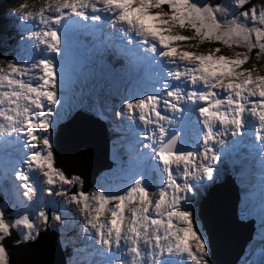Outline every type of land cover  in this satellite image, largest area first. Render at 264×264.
<instances>
[{
	"label": "snow or ice",
	"instance_id": "1",
	"mask_svg": "<svg viewBox=\"0 0 264 264\" xmlns=\"http://www.w3.org/2000/svg\"><path fill=\"white\" fill-rule=\"evenodd\" d=\"M233 3L239 9L236 14L223 7L198 6L194 0H102V4L109 9L119 11L118 19L145 37V43L151 39L166 49L163 55L169 58L170 63L178 65L177 70L172 73L175 80L187 81L204 88L203 92H186L176 88L166 91L163 96L149 95L129 102L126 106L130 118L145 124L159 125V137L155 130L151 135H146V139L151 141L149 146L155 150L157 159L162 162L167 173V183L161 188L159 198L155 201L149 198V191L139 181L129 187L125 194L109 196L104 192L89 193L82 189L81 178L69 177L58 168L48 138L53 106L59 104L57 66L48 60L40 61L32 69L19 68L10 63L12 71L0 74V88L8 89L0 92V117L7 122L6 125L0 124V134L5 131L23 134L34 149L27 158L25 170H17L15 174V179L21 182L24 197L31 200L36 195V187L30 175L35 166L43 172L47 185L55 186L59 183L69 188H79L75 192L65 190L62 194L68 195L70 201L85 212H95V215L87 219V224L97 230L101 243L109 246L128 244V251L134 257H139L142 264L146 259L151 264H156L157 256L164 253L161 241H165L168 242L167 253H186L195 264H209L206 242L194 227L191 214L181 210V203L187 199L186 193L191 191L189 178H206L210 181L214 168L211 164L194 159L193 151L180 149L177 138L170 137L160 121L168 119L163 110L177 109L181 100L192 103L207 102L209 106L202 105L200 108V114L204 116V124L207 126L204 136V161L209 159L211 151L207 148V143L215 138V125L210 122V118L219 124H231L240 129L247 111L251 116L258 115L264 129V76L254 78L252 70L243 68L249 62L253 50H256L258 58L264 53V6H258L252 0H233ZM20 7L27 8L28 5L23 4ZM86 7L95 8V5L84 0H80V3L75 0H56L55 5L49 4L37 16L32 13L22 15L25 19H38L47 30L42 33L43 38L41 32L37 31L36 38L52 51L59 52L61 37L57 31L48 28V25L50 22L60 23V17L50 15L45 19V12L63 13L70 10L83 15L79 9ZM189 28L194 33L193 36L175 34L176 29ZM192 41L222 43L229 48L244 46L247 51L236 53L232 57L220 55V48L207 54L178 50L182 43ZM152 49L155 51L156 44L152 45ZM32 72H35V82L30 76ZM220 92L225 93L226 98H221ZM21 101L24 102L23 106ZM222 106H225V111L220 110ZM220 142L223 143L222 140ZM121 148L124 149L123 153ZM210 158L212 161L218 159L215 154ZM115 159L122 168L128 169L143 163L139 150L128 146H117ZM177 172L181 180L176 178ZM47 191L52 194L51 187ZM113 201L115 207L109 209L108 205ZM91 203H95L94 209H90ZM136 204L140 206L136 207ZM130 205L132 207L129 211ZM150 211H154L155 215L150 214ZM106 212H110L111 219L101 223ZM174 221L184 226L181 227ZM53 222L60 223L61 217L54 215L50 220L47 213L41 210L35 219L24 214L9 220L5 211L0 208V264H11L6 240L13 235L14 230L23 229L22 240L18 243H27L38 240L41 232Z\"/></svg>",
	"mask_w": 264,
	"mask_h": 264
},
{
	"label": "rangeland",
	"instance_id": "2",
	"mask_svg": "<svg viewBox=\"0 0 264 264\" xmlns=\"http://www.w3.org/2000/svg\"><path fill=\"white\" fill-rule=\"evenodd\" d=\"M3 1L5 3L2 12L0 13V18L2 17L5 20L6 14H10L15 20L9 19V21L12 22L10 26V28H12V34L9 33L10 35H8L0 33V38L2 39L0 40V74L10 73L12 71L9 67L10 63H14L19 68L32 69L34 65L39 64L38 59H41V61H52L53 64L57 66V97L59 104L53 106V114L50 117L51 126H54L57 123L59 124L61 121H65V123L68 122L77 112H80L77 109L82 108L83 111L101 116L100 119H104L103 122L107 123L106 128L108 127V131L110 133H116L112 134L114 136L111 141L112 148L111 150L109 148L110 158L113 165L110 168L111 164L106 161L107 166L110 169L109 171H103L98 176L97 183L90 193L104 192L109 196L125 194L129 187L134 186L135 183L139 181L141 185L149 191V198L154 201L157 200L159 198V191H161V188L167 183V173L163 170L162 162L157 159L156 155L152 156L150 160L146 162L145 166H134L131 169L122 168L115 159L117 146H128V144L132 141L135 142L136 149H143V146H146L150 142L146 138H141L140 132L137 128L144 122L138 119L130 118L126 111V106L130 102V99L138 96L140 92L145 93L146 97L152 95V93L157 95L154 91V85L150 83L144 84L143 81L149 79L145 71L142 68L136 69L133 67L124 55L115 51L112 52L114 56L122 57L124 59V63L106 58V56H108L111 52V49H109L110 47L113 48V46L116 45L124 46L120 42V38H117L116 35H112L111 33L117 34L118 32L124 36L127 32H130L131 34H138V31L129 28L128 25L121 22L118 19V10L109 9L107 6L102 4V0H84L86 3L90 2L94 4L95 8L86 7L79 9L83 12V15L74 13L70 10H65L63 13L55 11L45 12V19H47L50 15L60 17V23L53 24L50 22L48 25V28L57 30L58 35L61 37V50L59 52H54L49 49L46 44L41 43L35 36V33L39 31L41 32V38H43L42 33L47 29L39 23L38 19H25L22 14L27 15L28 13H32L34 16H37L42 9H47L49 4L55 5L56 0H0V3ZM75 2L80 3V0H75ZM194 2L197 3L198 6L223 7L228 9L232 14L239 12V9L233 3V0H194ZM252 2L258 6H264V0H252ZM23 4H27L28 7L21 8L20 6ZM105 10H107V12ZM91 17L92 19L94 18V20H92ZM103 21L109 25L105 27L104 31L103 27L98 29L99 25ZM80 30L86 31L79 34ZM15 33H17V35H15ZM101 33L108 34V37H103L102 40L99 39L102 35ZM120 34L119 36H121ZM131 34H127L126 37L130 38L132 42H143L145 40V37L143 36H132ZM175 34L185 36L194 35L190 28L176 29ZM90 35L91 38L94 37L95 39H92V41H85L84 37H88ZM12 40L13 44L9 43ZM153 44L158 45L156 46V49L159 47L158 50H162V53L159 51H153ZM133 45L143 50H147L148 47L151 57H154L153 59L149 58L150 62L152 64L155 63V65L159 68V76L157 80H159V82L164 81L167 66L166 59L163 55V47L160 46L157 41L153 42L152 40H149V42L145 44L136 42ZM129 47L131 48V46ZM216 48L221 49V52L219 53L220 55L232 57H235L236 53H245L247 51L244 46L229 48L222 43H201L200 41L182 43L178 50L207 54L210 51H214ZM40 49L43 50L44 54L42 51H39ZM141 55L143 56L144 53ZM132 58H134L133 55ZM243 68L245 70H252L254 78L264 76V53H261L258 58L256 50H253L250 53L249 62L245 64ZM30 76L32 77L33 82H35V72L30 73ZM25 79H28V77H25ZM4 90L8 89L0 88V92ZM189 92L193 91L190 89ZM158 96L163 95L160 93ZM138 111L139 109H137V112ZM71 112L72 114H70ZM69 114L70 116L67 117L66 115ZM77 119L79 120L75 121V123L78 122L81 125L83 123H87L85 120H81L82 118ZM99 122L103 123L102 121ZM199 123L201 124V121H199ZM72 126L73 125L67 127L65 126L64 134L69 135ZM221 126L222 124H219V127ZM98 127L101 131V125H98ZM234 127V125L229 127L231 134H233L232 129ZM247 128L251 134L255 130L254 127L249 124H247ZM51 132L52 128L50 127L48 131L49 139H51V136H49ZM187 133L182 132L177 135L179 137V141L181 142L180 147L183 145L182 150L193 151L194 159L199 160L201 163L211 164V166L215 169L212 180L209 181L204 178L208 181V183L202 182L201 184L195 186L193 193L192 191L188 192L190 199L187 203L181 205V210L187 211L191 214V211L186 208V205L190 201H193L197 196L205 195L204 197H206L212 186L219 183V181H225L224 183H228L227 185L231 184L236 193L235 199L239 198L237 202V204L240 203L238 205V211L240 212L242 207L241 213L243 215L247 214L246 219H249L248 223L251 226V228H249V234L254 235V238H251L252 241L249 243L247 242L248 245L246 248L244 246L246 241H244L243 244L236 249V251H239L241 247L245 248L244 255L241 256L240 261H238L237 264H264V208L261 206V202H264L262 201L264 195L258 193L253 179L248 178L252 177V174L255 171L257 180L259 181V184L262 185L263 178L261 172L264 170V164L257 161L256 158L260 153L258 149L255 148V144L259 142V139H257L258 141L256 138L250 139L252 137V135H250L249 139L252 140L249 141L251 151L247 150L245 142L243 141V134L229 137V139L225 138V140H222L223 143L220 142L221 140L214 141L212 142V145L208 147V149H211L209 152V159L204 161L203 156L206 148L204 147L205 149H203L202 145L204 144V136L206 133L203 134L201 131L198 132L196 130ZM189 133H191L190 139H188ZM244 136H246L245 133ZM98 141L102 142L104 149L105 146L103 141L100 139L99 134ZM241 142H243L244 147L240 149L238 146ZM12 143L14 145L16 144L15 141ZM51 145L53 151L54 145ZM235 147V153H237V155L243 150L244 152H248L243 163L237 162L235 159L231 158V151L235 149ZM15 149L16 150L0 157V208L5 211V214L12 213L14 218L28 214L31 218L35 219L37 217V213L41 210L45 211L48 215L47 209H49V213L51 215L50 220H52L54 215H59L61 217V222H53L47 225L46 230L42 232L44 234L46 232L53 234L54 237L52 240L54 243L61 239L63 244L69 243L73 246L74 251L70 253L71 258L68 259L67 264H108L105 254H103L104 250L108 247L110 252L115 255L111 259L113 261L111 264H129V262H126L128 260L125 255L122 256L119 254V257H117L120 247L125 243H121L119 246H116L115 244L109 246L101 243L97 230L91 228V226L87 224V219L90 218V216L95 215V212H85L80 206L72 203L69 197L62 194L65 190L69 191L71 189L67 185L63 186L59 183L55 186L47 185L43 172L33 166V170H31L30 175L36 187V195L31 200L24 197V190L20 187L21 182L15 179V174L17 173V170H25L27 158L30 157L34 149L30 147L29 143L21 149L18 145H15ZM251 152H255V155L252 156ZM212 154H215L218 159L212 161L210 158ZM58 159L67 170L65 174H68L69 177H76L73 176V172H85V170L80 167H73V161L69 157L60 158L59 156ZM222 160H225L226 163L228 162L229 164L227 163V165H230L231 168L233 165L238 167L236 171L240 172L242 185H247L249 187L246 193H242L238 197V192L236 191L237 185L235 183L234 176L229 175L226 177L227 179L219 178L222 169ZM253 162L255 163L252 164ZM231 168V172L234 173ZM176 178L181 180L179 172L176 173ZM247 179L251 180L252 184H248ZM91 183L92 179H90L88 185L85 186L83 184V179L81 178V184L84 189L91 186ZM49 187L52 188V194H49L47 191ZM206 191H208L207 194ZM23 203L25 204V207L23 206ZM262 205L264 206V203H262ZM135 206L139 207L140 205L136 204ZM204 206L205 208L208 207L207 204ZM245 206H252V209L245 212ZM95 207V203L90 204V209H94ZM108 207L109 209L114 208L115 201L110 203ZM131 207L132 205L129 206V211ZM229 208H231L230 205ZM197 210H199V206ZM233 211L231 215L228 207L225 206L224 214L228 223L235 225L237 222L235 219L236 217L234 218L233 216ZM151 213H154V211H150V214ZM7 218L11 220L10 216ZM110 219V212H106L102 216L100 222L103 223L109 221ZM197 219L195 222L193 221L194 227L196 228L198 234L201 235V238L205 240L209 256V244L207 245L208 234L207 231L203 230V227L200 226ZM125 223L127 224V219L125 220ZM176 224L179 225V222H176ZM149 231L155 235V232L152 229H149ZM160 231L163 232V229ZM22 236L23 229L13 231V235L7 239L10 242H6V247L8 248L9 253H14L17 248H25L24 246H21L23 244L22 242L18 243V241L22 240ZM48 243L52 244V241ZM161 246L164 248V253L157 256L156 264H195L194 261L188 258L186 253L176 252L178 255L177 258H175L174 253H167L168 242L161 241ZM94 247L96 252H94ZM141 247L143 250L142 240ZM73 252H75V255L72 256ZM166 255H171L172 260L166 261ZM11 262H13L12 257ZM133 262L134 264H142L139 257L132 256V264ZM143 264H151V261L146 259L143 261Z\"/></svg>",
	"mask_w": 264,
	"mask_h": 264
},
{
	"label": "bare ground",
	"instance_id": "3",
	"mask_svg": "<svg viewBox=\"0 0 264 264\" xmlns=\"http://www.w3.org/2000/svg\"><path fill=\"white\" fill-rule=\"evenodd\" d=\"M105 11L107 12V10ZM107 26L109 25L103 21L99 25L98 29L103 27V31H104L105 27ZM101 34L102 36H105V37L108 36V34H103V33ZM117 34L119 36L120 33L117 32ZM127 43H128V40L126 44ZM141 50L143 51V53L148 54V58L150 59L154 58V57H151L148 47H147V50H143L133 45V49L131 50L132 52H130V54L132 53L134 58L140 57V55L142 54ZM159 52L162 53V50H159ZM143 56L141 55V57ZM225 110L226 108L224 109V111ZM229 115H231L230 111H229ZM77 118H82L81 120H85V122L87 123H83L82 125L78 122L75 123V121L79 120ZM97 120L98 119H96L95 117L85 114L82 111L77 112L68 122L58 127L54 141H53L54 161L56 162V165L58 166V168H61L64 171V173H66L67 170L65 169L62 162L59 161L58 158L59 156L60 158L69 157L73 161V164H72L73 167H80L85 170V172L84 171L73 172L74 174L78 175L80 178L83 179V184L85 186L88 185V182L90 181V179H92V183H93L95 181L96 175L102 169H105L108 167L107 166L108 151L110 148L109 147L110 143L106 137V129L108 130V127L106 128L107 125L102 120L101 121L103 123L99 122L100 120L98 121ZM0 124H4V125L6 124V121L3 119V117H0ZM247 124L252 125V127H254L255 129L254 131H256L258 128L261 127V122L259 121L258 115L251 116L247 111L244 114L243 124L241 128L236 129L234 127L232 129L233 134H231V130L229 129L231 124L227 126L222 124V126L219 127V123H218L217 133H216L217 140H223L226 137L229 138V137L237 136L241 133L243 126H246V128L243 130V136H244V133L246 134V136H244L243 138L248 145L249 137L252 134L247 128ZM70 125H73L72 128L70 129L71 132H69V135L64 134L65 126L67 127ZM98 125H101L102 127L101 131ZM225 127H227V129ZM98 134L100 135V139L103 141V144L105 146L104 149H103L102 142L98 141ZM175 137L177 138L178 147H180L181 142L178 139L179 137L177 135ZM260 145H262V143L257 144V146H260ZM246 154L247 153H244L242 151L238 156H236V154L233 153L231 157L235 159L237 162L243 163V161L245 160ZM252 155H254V153H252ZM254 163L255 162H253L252 164ZM251 173H252V168H251ZM254 173L255 171L253 172L252 177H248V178H251L253 180L257 179ZM192 181L194 182V184L202 183V182L208 183L206 179L199 180L198 177H192ZM224 182L225 181H222V182L219 181V183L212 186L208 195L204 197L199 204V215H198V217L202 221L203 230L207 231V234H208V237H207L208 244H209L210 252L212 253L211 260L215 261L217 264H230V262H232V260L235 258L238 252L236 251V249L239 248L243 244L244 241H246V243L247 241L249 242L252 241L251 239L252 234L251 235L249 234V228H251V226L248 223L249 221L244 222L239 219H236L237 223H235L234 221L235 225L228 223V220L224 214L225 206L228 207L232 215L233 208L235 209V212H236L237 202L239 198L235 199L236 193H235V190L232 188V185L231 184L227 185L228 183H224ZM247 182L248 184H252L251 180H248ZM254 185L257 187L258 193H260L261 188H260L259 183L256 182L254 183ZM236 191L238 192V188L236 189ZM238 197H239V194H238ZM205 204H207L208 206L207 210L204 206ZM229 205L231 206V208H229ZM251 209H252V206H249V207L245 206L244 211L246 212L247 210H251ZM240 212H242V207H241ZM205 213H206V217H205ZM53 237H54L53 234H49L47 232L44 234L43 232H41L40 238L38 240L23 243L21 246H24L25 248H22V249L17 248L14 253L10 252V255L13 260L11 264H61V263L64 264V258H63L59 243L58 241L54 243L52 240ZM7 241L8 240H6V242ZM50 241H52V244L48 243ZM9 242L10 241H8V243ZM246 243L244 244V246L246 245ZM214 257H217L218 260L214 259Z\"/></svg>",
	"mask_w": 264,
	"mask_h": 264
},
{
	"label": "trees",
	"instance_id": "4",
	"mask_svg": "<svg viewBox=\"0 0 264 264\" xmlns=\"http://www.w3.org/2000/svg\"><path fill=\"white\" fill-rule=\"evenodd\" d=\"M4 1L3 2H1L0 3V13L2 12V9H3V7H4ZM9 19H14L10 14H6V17H5V20H4V18H0V33H2V34H8V35H10V34H12L13 32H12V28H10V26H11V24H12V22H10L9 21ZM6 20H8V21H6ZM15 20V19H14ZM4 22H7V23H4ZM10 33V34H9ZM15 35H17V33H15ZM0 40H2L1 38H0ZM194 42V41H193ZM9 43H11V44H13V40L11 41V42H9ZM142 98H144V96H143V93L142 92H140L139 93V95L138 96H136V97H133L132 99H131V102H133V101H137V100H139V99H142ZM229 167L227 166V165H224V168H223V170H221L222 171V178L223 179H225L227 176H229L228 174V169ZM239 184V183H238ZM76 191V188H71L70 190H69V192H75ZM89 193H90V191H88ZM67 197H69V196H67ZM65 199V198H64ZM66 200V199H65ZM200 200L199 199H197L194 203H193V208L191 209V216H192V219H193V221L195 222L196 221V218H195V214H196V212H197V206H198V203H200L199 202ZM48 210V213H49V209H47ZM50 217H51V215H50V213H49V219H50ZM198 220V222L199 223H201V226L203 227V224H202V222H200V220L199 219H197ZM237 221V220H236ZM72 249H73V246L71 245V244H67L66 245V248H64V253H65V255L69 258L70 257V253L72 252ZM69 255V256H68Z\"/></svg>",
	"mask_w": 264,
	"mask_h": 264
},
{
	"label": "water",
	"instance_id": "5",
	"mask_svg": "<svg viewBox=\"0 0 264 264\" xmlns=\"http://www.w3.org/2000/svg\"><path fill=\"white\" fill-rule=\"evenodd\" d=\"M108 162H110L109 161V154H108ZM110 164H111V162H110ZM112 165V164H111ZM108 168V167H107ZM106 169V168H105ZM102 170H104V169H102ZM101 170V171H102ZM100 171V172H101ZM99 172V173H100ZM98 173V174H99ZM68 175V174H67ZM74 175V174H73ZM76 175V174H75ZM69 176V175H68ZM95 182V181H94ZM94 182L92 183V185L91 186H89L88 188H83V186H82V189L83 190H86V192H88L89 191V189L93 186V184H94ZM209 209V208H208ZM206 210H207V208H206ZM236 211H237V207H236ZM198 213H199V210L197 211V217H198ZM233 213H234V218L236 217V215H235V209H234V211H233ZM205 217H206V213H205ZM198 219L200 220V218L198 217ZM236 219V218H235ZM200 222H202L201 220H200ZM209 248V247H208ZM243 252H244V248L243 247H241L240 248V250L237 252V254H236V256H235V258L232 260V262H230V264H237V262L239 261V259L241 258V256H242V254H243ZM211 258H212V253L210 252V248H209V256H208V261H209V263L210 264H217L215 261H213V260H211ZM214 259H216V260H218L217 259V257H214ZM235 262V263H234Z\"/></svg>",
	"mask_w": 264,
	"mask_h": 264
},
{
	"label": "flooded vegetation",
	"instance_id": "6",
	"mask_svg": "<svg viewBox=\"0 0 264 264\" xmlns=\"http://www.w3.org/2000/svg\"><path fill=\"white\" fill-rule=\"evenodd\" d=\"M79 190V188H76V191H78ZM69 192V191H68ZM66 196H68V195H66ZM9 216L11 217V218H13V215H12V213H9Z\"/></svg>",
	"mask_w": 264,
	"mask_h": 264
}]
</instances>
